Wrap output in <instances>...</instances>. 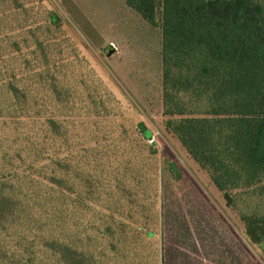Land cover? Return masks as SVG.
Instances as JSON below:
<instances>
[{
	"label": "rangeland",
	"instance_id": "rangeland-1",
	"mask_svg": "<svg viewBox=\"0 0 264 264\" xmlns=\"http://www.w3.org/2000/svg\"><path fill=\"white\" fill-rule=\"evenodd\" d=\"M161 44L160 8L151 26L124 0H0V68L21 90V114L0 119V155L27 153L40 199L9 230L11 247L48 238L97 264H264L166 128Z\"/></svg>",
	"mask_w": 264,
	"mask_h": 264
},
{
	"label": "trees",
	"instance_id": "trees-1",
	"mask_svg": "<svg viewBox=\"0 0 264 264\" xmlns=\"http://www.w3.org/2000/svg\"><path fill=\"white\" fill-rule=\"evenodd\" d=\"M124 3L151 26L160 8L166 128L206 171L227 205L237 209L245 234L264 253V209L248 204L251 199L264 200V0ZM20 95L10 70L0 68V119L10 121L21 114ZM141 133L144 139L151 136L144 128ZM41 149L37 154L42 157ZM29 162L24 150L0 155V264H44L36 250L57 264H97L82 250L58 240L46 238L36 250L32 243L16 241L10 246L9 230L20 225L18 221H29L40 203ZM56 175L49 177L50 183L62 187ZM31 199L38 200L29 204Z\"/></svg>",
	"mask_w": 264,
	"mask_h": 264
}]
</instances>
